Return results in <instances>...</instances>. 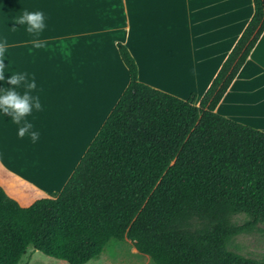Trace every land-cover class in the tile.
Returning a JSON list of instances; mask_svg holds the SVG:
<instances>
[{
    "label": "trees",
    "instance_id": "1",
    "mask_svg": "<svg viewBox=\"0 0 264 264\" xmlns=\"http://www.w3.org/2000/svg\"><path fill=\"white\" fill-rule=\"evenodd\" d=\"M195 105L137 80L116 43L128 83L54 199L19 207L0 188V264L29 250L86 264L124 240L151 264H264L227 249L246 226L264 224V133L215 107L264 30V0Z\"/></svg>",
    "mask_w": 264,
    "mask_h": 264
},
{
    "label": "crops",
    "instance_id": "2",
    "mask_svg": "<svg viewBox=\"0 0 264 264\" xmlns=\"http://www.w3.org/2000/svg\"><path fill=\"white\" fill-rule=\"evenodd\" d=\"M24 11L44 12V48L15 23ZM251 15V0H0V41L8 42L0 90L24 72L42 104L27 117L40 133L35 143L0 113L4 194L21 208L57 197L127 86L116 43L140 83L180 100L194 94L197 105ZM214 111L264 133V30ZM98 260L86 264H111Z\"/></svg>",
    "mask_w": 264,
    "mask_h": 264
},
{
    "label": "clouds",
    "instance_id": "3",
    "mask_svg": "<svg viewBox=\"0 0 264 264\" xmlns=\"http://www.w3.org/2000/svg\"><path fill=\"white\" fill-rule=\"evenodd\" d=\"M15 23L25 26L27 33L36 37L32 40L33 48L45 47L46 41L38 38L46 28L44 12L24 11L15 19ZM7 49V40L0 41V81L5 80L8 68V65L5 66L3 62ZM193 72H195L194 69ZM6 82L10 87L0 90V113L10 117L12 123L18 126L17 135L19 138L28 137L35 143L39 139L40 133L34 130V125L27 119L32 115L33 110L37 112L42 110L40 97L32 94L37 87L35 77L29 78L27 73L14 72L10 74Z\"/></svg>",
    "mask_w": 264,
    "mask_h": 264
},
{
    "label": "rangeland",
    "instance_id": "4",
    "mask_svg": "<svg viewBox=\"0 0 264 264\" xmlns=\"http://www.w3.org/2000/svg\"><path fill=\"white\" fill-rule=\"evenodd\" d=\"M232 221L236 225L246 226V229L239 235L231 238L228 243L227 249L241 256L264 261V224L256 223L250 224L251 218L240 214L235 216ZM129 245L111 240L104 247L102 255L108 259L111 264H151L145 260L143 255L137 253L132 255L129 253ZM99 256L94 261H99ZM101 262L103 261L100 260ZM64 264L61 261L43 256L38 252L27 251L21 257L18 264Z\"/></svg>",
    "mask_w": 264,
    "mask_h": 264
}]
</instances>
